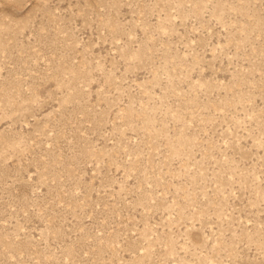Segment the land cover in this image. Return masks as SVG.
Segmentation results:
<instances>
[{
  "label": "rangeland",
  "instance_id": "rangeland-1",
  "mask_svg": "<svg viewBox=\"0 0 264 264\" xmlns=\"http://www.w3.org/2000/svg\"><path fill=\"white\" fill-rule=\"evenodd\" d=\"M0 264H264V0H0Z\"/></svg>",
  "mask_w": 264,
  "mask_h": 264
}]
</instances>
